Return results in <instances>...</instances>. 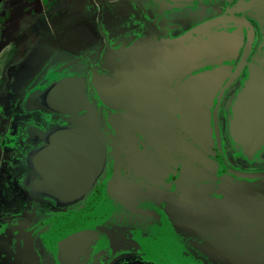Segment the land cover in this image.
<instances>
[{"label":"flooded vegetation","instance_id":"obj_1","mask_svg":"<svg viewBox=\"0 0 264 264\" xmlns=\"http://www.w3.org/2000/svg\"><path fill=\"white\" fill-rule=\"evenodd\" d=\"M90 1L65 0L67 7L76 8L74 18L82 10L87 20L79 26L70 22L65 41H56V50L17 97L18 108L40 113L43 123L21 124L13 135L0 130V151L6 145L23 148L12 166L5 162L7 157L0 156V172L15 167L16 191L28 203L21 211L0 209V264H264V132L259 129L242 143L233 139L230 129L232 106L251 72L256 68L264 74V0ZM55 3L0 0V66H6L12 52H20L19 46L8 49V45L38 22L42 11L57 12L64 5ZM218 38L221 43L213 42ZM132 42L140 58L135 66L138 77L130 82L129 91L138 99L155 95L174 104L168 109L173 136L170 155L153 153L144 135L133 130L141 159L155 155L153 188L134 194V178L125 173L132 203L114 205V214L84 234V229L64 228L58 237L52 228L56 226L57 231L65 221L56 220L84 208L90 217L99 211L95 200L104 179L115 165L119 169L123 165L118 132L120 124L126 127L124 102L122 98L102 102L94 79L121 71L127 63L121 54ZM190 51L202 54L190 58ZM69 61L74 64L68 70L52 73ZM76 71L86 76V94L99 110L108 156L102 175L85 198L57 207L30 189L27 154L41 145L35 142L39 137L35 129L46 130L63 121L58 114L25 106L33 105L35 90L44 88L54 76ZM156 112L166 116L160 109ZM189 131L204 137L200 143L193 142V151L185 156ZM1 185L0 180V194L12 193ZM179 200L185 204L178 205ZM39 204L46 209L38 210ZM124 225L141 233L133 230L114 237L116 245L106 247L103 256V244L88 249L100 234L119 233L114 229Z\"/></svg>","mask_w":264,"mask_h":264},{"label":"water","instance_id":"obj_2","mask_svg":"<svg viewBox=\"0 0 264 264\" xmlns=\"http://www.w3.org/2000/svg\"><path fill=\"white\" fill-rule=\"evenodd\" d=\"M80 30L82 28H79L78 32ZM218 39L213 42L221 43L222 39ZM135 45L136 43L132 42L121 54V58L125 55L124 60L127 59L121 71L113 76L94 79V87L102 102L106 103L109 99L119 101L121 98L124 102L126 113L122 115V119L126 127L120 124L122 132H118L121 152L125 155L123 165L121 169L115 165L104 179L95 200V206L99 211L96 210V214L90 217V214L86 215L88 208H84L56 220L65 222L57 227V231L56 226L52 228L53 235L58 236L57 232H62L64 228L74 231L84 229V234L90 226L101 223L109 215L114 214V205L132 203L128 200L130 186L123 177L125 173L134 178H131L135 182V186H132L134 194L137 190L143 193L144 189L153 188V184L156 183L153 169L155 155L151 154L145 161L141 159L135 143L138 138L133 130L144 135L153 153L167 158L170 155L173 136L170 131L168 109L170 105L174 106L173 102L155 95L138 99L134 91H129L133 86L130 82L138 77L135 66L140 53L135 51ZM177 53L175 52L174 56H178ZM199 54L202 53L191 52L190 58ZM72 64H74L72 61L64 62L52 73L60 74L68 70ZM126 84L127 87H121ZM134 85L137 86L136 83ZM85 88V75H79L78 71L67 72L59 78L54 76L44 88L35 90V94L32 95L34 103L30 100L33 105L25 106V109L32 108L31 110L58 114L63 121L62 124L46 130L35 129L39 136L35 142L41 145L27 154L32 170L30 189L35 196L47 198L57 207L71 206L83 200L106 166L107 139L101 128L99 110L94 101L87 96ZM158 109L164 111L166 116L157 113ZM232 112L230 129L235 141L243 143L244 139L259 133V129L260 133L264 132V74L260 70L255 68L251 72V79L233 104ZM202 137L204 136L200 132L189 131L185 156L189 155L188 151H193L192 143L195 141L200 143ZM218 203L220 205V202ZM184 204V200H179L178 205ZM41 229L43 227L38 230Z\"/></svg>","mask_w":264,"mask_h":264},{"label":"rangeland","instance_id":"obj_3","mask_svg":"<svg viewBox=\"0 0 264 264\" xmlns=\"http://www.w3.org/2000/svg\"><path fill=\"white\" fill-rule=\"evenodd\" d=\"M35 30L36 27H32L29 32L23 33L20 37L19 57L16 56L15 59L13 58L11 60V64L8 66V68L10 67L8 69V74L5 75L6 79L0 84V130H7V133L12 135L21 124L27 122H35L37 124L43 123V116L40 113L36 111L26 113L23 107L22 109L18 108L16 104L17 96L20 93L19 91L24 88V83H26L36 70L49 59L53 50H56L51 37L44 32H37ZM3 68L4 65H1L0 69ZM1 81L2 78L0 79V82ZM22 154L23 148L20 145H6L0 151V156L7 157L5 158V162L10 163V166L15 164ZM14 169L15 167H12L11 170L5 169L0 172V180L2 181L1 186L6 189L11 188L10 192H12L10 194H0V206H2L0 209L7 208L14 211H21L28 203H24V201H27V198L22 193L16 191L14 185L15 179L12 173ZM42 207L46 209V207L41 204L37 206V209L40 210ZM114 230L120 232L117 233L113 230L103 232V234L98 236V239H95L93 243H91L88 249L92 248V244L94 247L100 244L102 246L103 244L104 246L101 248V255L103 256L104 253H107V250H105L106 247L112 248L116 245L111 240L114 237L129 235L133 230H139V233H141L139 228H131L127 225ZM142 234H144V232ZM131 239H134V236L131 237ZM95 249L96 248H94V250ZM86 260L87 259H84L83 261Z\"/></svg>","mask_w":264,"mask_h":264},{"label":"crops","instance_id":"obj_4","mask_svg":"<svg viewBox=\"0 0 264 264\" xmlns=\"http://www.w3.org/2000/svg\"><path fill=\"white\" fill-rule=\"evenodd\" d=\"M86 1L89 4L91 3L90 0L89 1L86 0ZM64 2H65V0H56L55 4L64 3ZM83 2H85V0H83ZM55 4L51 7L54 8ZM60 6H62V8H60L59 11H57V12H55V10H53L52 13H50V12L48 13L47 10L42 11L39 15V17H40L39 21L36 22L35 24L32 23L28 29H26L24 32H22V34L29 32L32 27H36L35 31L46 33L49 37L52 38L54 44L56 43V41H58L59 44H61V42L65 41L64 39H65V37H67V32L70 31V29L72 27L70 22L74 21L75 26H79V25L84 24V22L87 20V12L82 11V10L78 11L77 16L74 18V14H75L74 12H75L76 8L73 5L70 4L69 7H67L64 3V5L62 4V5H59V7ZM47 8H48V10L50 9V7H48V6H47ZM79 8L80 7H77V10ZM22 34L20 36H17L16 38H14V40L8 45L9 46L8 49L17 48L19 46V41L21 40L20 37L22 36ZM54 51L55 50H53V52ZM16 56L19 57V52H18V54H17V52L15 54L13 52L11 53L9 62L6 63V66H4L3 69H0V78H1V76H3V79L4 78L6 79V77H4V76H5V74H8V69L10 68V67L8 68V66L11 64V60L13 58L15 59ZM26 83H24V85ZM19 92H21V90Z\"/></svg>","mask_w":264,"mask_h":264}]
</instances>
